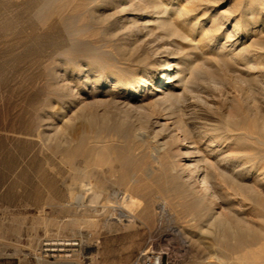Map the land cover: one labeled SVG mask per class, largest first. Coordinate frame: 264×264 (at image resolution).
<instances>
[{
	"label": "rangeland",
	"instance_id": "rangeland-1",
	"mask_svg": "<svg viewBox=\"0 0 264 264\" xmlns=\"http://www.w3.org/2000/svg\"><path fill=\"white\" fill-rule=\"evenodd\" d=\"M84 1L0 0V264L56 262L53 258L46 260L32 257L42 240L52 237V234L45 233L44 224L68 222L86 211L101 212L100 219L110 217L113 221L117 217L113 221L116 225L112 226L114 230L111 232L103 226V219L100 220L102 226L85 227L76 234H53L54 237H80L84 243L85 239L90 242L87 250H79L72 258L65 259L70 264H140L142 252L157 249L166 252L167 264H237V259L229 248V240L223 239L222 242L215 232L199 238L202 230L201 209L196 207L192 210L186 205L195 197L185 192L180 180L166 170L164 164L167 161L151 162L148 143L153 132L146 126L148 118L158 115L162 107L149 103L145 114L138 117L130 115V119L146 127L144 128L147 131L143 129V133H149L150 138L137 135L131 124L113 113L108 116L105 125L98 122L92 126L91 121L83 119L72 127L77 137L96 133L104 134L102 136L109 140L114 139L118 150L126 153V159L122 162L130 172L138 167L139 162H143L145 169L147 166L154 167L153 171L138 175L143 184L147 183L146 188L137 189L136 183L130 181L129 177L123 179L121 175L108 173L109 164L103 165L104 170H100L101 173L97 171L80 177L67 164L64 153L68 146L76 145L74 142L68 143L67 140L72 128L70 132H56L51 124L57 120L59 112L65 109L61 91L52 78L55 68L72 70L83 61L91 62L98 54L116 62L129 61L122 56L124 50L122 52L120 49L122 41L127 38L141 43L143 41L150 52L156 50L155 53L158 54L181 55L182 51H193L188 37L170 35L163 25L153 21L144 25L146 28L142 25L143 34L130 35L131 29H137L139 24L148 20L155 8L161 9V4L165 6V3H173L183 13L179 16L181 21L187 20L194 26L187 33L194 37V42L200 43L201 48L199 46L195 49L196 52H192L196 60L190 71L196 78L191 75L193 81L188 94L189 101L175 104L171 110L173 109L177 118L190 117L194 124L200 125L206 120L205 122H212L215 126L227 127V120L231 119L228 113L236 107L238 99L246 92L251 96L258 95V92L253 91L249 84H241L237 71L229 69V66L237 69L239 64L236 61L227 59V63L222 58L219 61L218 58L213 59V54L225 43L228 49L231 48L236 40H241L236 51L256 47L253 45L254 38H257L255 32L264 39V13L258 18L259 13L250 12L248 6L254 0H163L164 4L162 0H155L156 4L152 8L149 5L151 6L153 0H135L134 17L130 19L121 11L122 6L117 0ZM94 6L100 10L97 15L92 16L91 8ZM144 8L146 13L142 15ZM235 22L239 24L236 28ZM217 24L220 25L216 27ZM246 26L250 28H245ZM207 31L214 35V39L204 45L202 43L207 41L203 36ZM260 49L257 50L264 51V48ZM115 50L121 51L119 55L114 54ZM172 50L176 52L171 53ZM177 50L182 51L178 53ZM257 50L250 52L255 55ZM141 51L134 50V57ZM256 59L264 67V56L258 55ZM211 102L214 104L212 107ZM164 111L167 112L168 109H163L162 112ZM249 139L253 144L255 139ZM262 151L264 152V145ZM78 181L85 183L89 202H100V211L86 210L76 204L73 186ZM113 188L118 196L110 203L106 198ZM143 197H163L169 202L172 201V205L165 215L157 213L156 220L144 221L138 206ZM108 204H113V207L107 206ZM120 206L132 214L131 221L116 215ZM117 226L119 230L116 229ZM37 230L40 238L31 243L29 236Z\"/></svg>",
	"mask_w": 264,
	"mask_h": 264
},
{
	"label": "bare ground",
	"instance_id": "bare-ground-1",
	"mask_svg": "<svg viewBox=\"0 0 264 264\" xmlns=\"http://www.w3.org/2000/svg\"><path fill=\"white\" fill-rule=\"evenodd\" d=\"M117 1L122 6L120 8L121 11H124L128 18L134 17L135 0ZM83 2L85 1L83 0ZM154 4H156L155 0H153L151 6L149 5V8H152ZM161 7V9L155 8L153 10L154 13H150V19L148 18V20L146 19L139 24L137 29L134 30L132 28L130 35L142 33V25L146 26L150 21H153L163 25L170 35L188 37L191 48L194 50L191 51L186 48L188 50L186 51L184 47L183 50L185 52L177 50L178 53L182 51L183 54L181 55L158 54L157 52L155 53L156 50L150 52L147 45H145L146 43L143 44V41L141 43L138 40L134 41V39L127 38L122 41L123 45L120 46V49L122 52L124 50L122 56L124 58L127 57L129 61L119 60L116 62L108 60L107 56L102 58L97 53L98 56L93 57L91 62L83 61L81 65L74 66L72 70L63 71L55 68L52 79L55 86L61 91L65 109L59 112V116H56L57 120L51 123L52 127L56 132L61 130L67 132L76 125L77 121L83 119L91 121L92 126L98 122L105 125L107 118L109 119L108 116L112 115V113L118 117L121 116L131 124L137 135L150 138L151 135L149 133H143V129L145 130L146 127L147 129L149 127L153 132L152 138L148 143L150 157L152 158L151 162L164 163L167 161V164H164L167 167L166 170L180 180L182 189L185 192L195 197L192 201H188L186 205L192 210L196 207L201 209L202 223H200V226L202 230L199 238L201 239L204 234L215 232L218 239L220 238L219 240L222 242L223 239L229 240V248L236 257L237 264H264V152L262 151V145H264V67L256 59L258 55L262 54L264 56V51L257 50L258 48L259 50L264 48V39H261L260 35L255 32L257 36V38H254L253 44L256 46L254 47L255 49L248 47L236 51L241 42V40H236V42L233 41L231 48L228 49L225 43L221 45L217 53L213 54V57H215L213 59L218 58L219 61L221 58L225 59L226 62L227 59L236 61L239 64L236 67L237 69H232L230 66L229 69L237 71L241 84H249L253 91L258 92V95L254 94L251 96L246 92L244 96H241V99L239 98L240 100L238 99L236 107H233L234 109L228 113L231 119L227 120V127H218L213 125L212 122H205L206 120L200 125L194 124L190 117L177 118L171 108L184 100L189 101L188 94L193 81L192 76H195L190 70L196 60L192 52L199 46L201 48V45L199 42H194L196 41L193 39L194 37H190V34L187 33L188 30L194 29V26L189 24L187 20L181 21L179 16L183 13L173 3H165V6L161 4ZM248 9L252 14L259 13L258 18L261 17V13H264V0H254L248 6ZM99 10L95 6L92 7V16L97 15ZM143 10L141 12L142 15L146 13L145 8ZM219 25L217 24L216 27ZM234 26L236 28L239 24L235 22ZM245 28L250 27L246 26ZM203 37L207 41L202 43L204 45L209 44L214 39V35H211L209 31L205 32ZM136 49L142 51L134 57V50ZM174 49L176 50V48ZM175 50H172L171 53H175ZM251 50H257L255 55L251 54ZM115 51L114 54L116 55L121 52L120 50ZM200 96L203 95L200 94ZM149 103L160 105L162 110L167 108L168 111L162 112L161 110L158 115L148 118L146 127L143 124H138L139 122L134 119H130L132 114L133 116L136 115L135 117L145 114L146 106ZM212 103H209L211 107L214 105ZM189 109L187 108V110ZM102 135H96L95 133L91 136H85L82 134L77 137L75 129L72 128L71 135H68L67 140L68 143L72 144L74 142L76 145L75 147L68 146L64 151L67 164L76 170L75 173L80 177L82 175L88 176L90 173L93 174V172H100L104 164H109L108 173L121 175L123 179L129 177L130 181L136 183L137 189L146 188L147 183L143 184L138 175L143 172L153 171L154 167L147 166V169H145L143 162H139L138 167L133 172H130L122 162L126 159V153L118 150L114 139L109 140ZM249 138L255 139L253 144L249 142ZM45 143L47 142L45 141ZM174 144L176 145L174 146ZM75 177L77 176L75 175ZM84 185L85 183L78 181L73 186L76 204L86 210L94 211L98 209L100 211L98 208L101 205L100 202L92 203L93 201L89 202L87 200L86 197L89 192ZM109 192V196L106 199L111 203L118 196V193L114 188ZM129 196L130 198L132 197L130 192ZM170 202L163 197L159 199L143 197L138 205L142 219L151 222L157 219V213L165 215L168 208L172 205V201ZM107 206L113 207V204H108ZM100 214L101 212L86 211L83 214L80 213V215L74 216L68 222L64 221L54 224L45 222V233L52 234V236L53 234L68 235L81 232L85 227L94 228L102 224L100 220L105 219H102V217L100 219ZM116 215L128 218V221H131L132 214L125 211L123 206L117 209ZM110 219V217H106L103 226L112 232L114 230L112 226L116 225V222L114 224L113 221L117 217H114L113 221ZM196 226L198 227V225ZM116 229L119 230V226ZM183 231L179 230V232L184 234ZM33 232L29 236L31 243L36 242L40 238L39 230ZM199 238L197 239L199 240ZM209 239H211V236ZM86 240H84L85 243L83 242L84 251L89 248L90 243L89 241L86 242ZM42 264H70V262L60 259L56 262L42 261Z\"/></svg>",
	"mask_w": 264,
	"mask_h": 264
},
{
	"label": "built area",
	"instance_id": "built-area-1",
	"mask_svg": "<svg viewBox=\"0 0 264 264\" xmlns=\"http://www.w3.org/2000/svg\"><path fill=\"white\" fill-rule=\"evenodd\" d=\"M83 240L74 236L45 237L37 251L32 254L35 259H69L83 250ZM165 251L147 250L140 256V264H167Z\"/></svg>",
	"mask_w": 264,
	"mask_h": 264
}]
</instances>
